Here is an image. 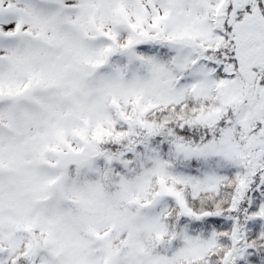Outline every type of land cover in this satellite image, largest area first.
Listing matches in <instances>:
<instances>
[{"label": "snow or ice", "instance_id": "obj_1", "mask_svg": "<svg viewBox=\"0 0 264 264\" xmlns=\"http://www.w3.org/2000/svg\"><path fill=\"white\" fill-rule=\"evenodd\" d=\"M0 264H264V0H0Z\"/></svg>", "mask_w": 264, "mask_h": 264}]
</instances>
